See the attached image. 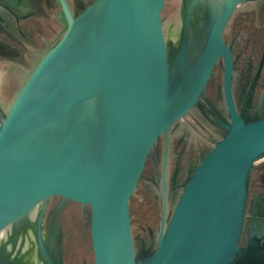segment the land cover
<instances>
[{"label": "water", "instance_id": "obj_1", "mask_svg": "<svg viewBox=\"0 0 264 264\" xmlns=\"http://www.w3.org/2000/svg\"><path fill=\"white\" fill-rule=\"evenodd\" d=\"M248 1L255 0H182L175 45L163 32L165 0H93L78 13L59 0L65 33L0 116V227L23 206L35 214L42 264H64L57 219L76 200L93 206L97 264H264V191H251L264 160V110H249L256 79L237 111L224 39L232 15ZM221 57L228 118L211 103L201 107ZM195 109L222 136L178 186L168 221L165 160L157 246L137 252L134 181L153 143ZM178 175L179 168L174 184ZM97 178L113 187L115 200L106 198ZM21 249L1 244L0 264H22Z\"/></svg>", "mask_w": 264, "mask_h": 264}, {"label": "flooded vegetation", "instance_id": "obj_2", "mask_svg": "<svg viewBox=\"0 0 264 264\" xmlns=\"http://www.w3.org/2000/svg\"><path fill=\"white\" fill-rule=\"evenodd\" d=\"M92 1L68 0L73 11L89 6ZM65 27L67 28V21L59 0H0V107L2 110L0 116L6 110L5 101H9L14 96L17 86L27 70L34 66L41 53L49 48L53 41L59 39L61 32L66 30ZM224 39L230 49L233 68L232 95L237 111L239 113L242 111L246 103V96L257 79L249 110L251 114H262L264 110V0L248 1L239 5L229 20ZM224 66L225 60L224 57H221L215 69L214 75L217 76V78L215 77L217 84L216 92L213 93L212 98L214 101H219L224 110L223 113L228 118L229 110L223 90ZM258 73H260L259 78H257ZM242 74L245 77L241 76ZM212 81H214V76L207 91L210 90ZM240 84L243 85L242 89H246L245 93L238 92ZM193 124L194 122L192 126ZM171 132L172 129L169 131L168 137L161 135L157 143H153L151 153L147 154L141 172L143 176L148 175L149 185H154L157 182L160 184L158 205L161 209V223L163 219L162 186L165 160L167 213L169 211V185L172 170ZM176 165H178L177 162L175 167ZM143 176L138 179L139 185L143 181ZM146 189L149 193L147 186ZM251 191L252 193L264 191V165L257 169L255 180L252 179ZM132 197L131 195V226L133 223ZM147 197L150 199V196ZM75 203L82 205L79 201H75ZM89 207L91 217L93 206L89 204ZM92 239L95 240L94 232L91 234ZM95 254L93 251L96 260Z\"/></svg>", "mask_w": 264, "mask_h": 264}, {"label": "rangeland", "instance_id": "obj_3", "mask_svg": "<svg viewBox=\"0 0 264 264\" xmlns=\"http://www.w3.org/2000/svg\"><path fill=\"white\" fill-rule=\"evenodd\" d=\"M180 5L181 0H165L161 15L163 16L162 19L164 25L167 28L170 27L173 16L180 8ZM74 12L78 13L79 10H75ZM65 31L66 30L64 29L61 32L59 39ZM58 40L53 41L51 43L52 45L41 53V56L35 62L34 66L27 70L25 76L17 86L14 96L9 101H5L6 110L3 114L8 113L10 106L24 83L41 60L42 56L45 55ZM241 76L245 77L244 74ZM215 77L217 78V76L214 75V81H212L210 90L206 92L201 107L209 108V103H211L214 105L216 110L226 118L223 113L224 110L222 105L219 101H214L212 98L213 93L216 92L217 83ZM242 88L243 85L240 84L238 92L243 91V93H245L246 89ZM207 115L211 116L209 113H207ZM191 122H194L193 126ZM171 133L172 149L170 158L172 170L170 174L168 199L169 211L166 217L167 221L170 219L181 193V189L178 188V186L185 182L192 167L200 162L201 157L209 151L213 147L214 143L222 136V132L209 124L199 109L193 110L187 118L183 119L177 126L172 128ZM176 162L178 165L175 167ZM263 165L264 160L257 163V169ZM177 168H179V175L176 183L174 184V170ZM257 169L253 173V180H255ZM87 174L88 173H86V171H78L77 176L85 178L87 177ZM142 176L143 175H141L140 178H142ZM147 177V174L143 176V181L140 185L134 181V188L132 191V235L134 247L137 252L140 251L144 244H146L149 249H154L157 246L161 224V209L158 205L160 198V184L157 182L154 185H149ZM72 186H74V184H72ZM146 186L149 189L150 194L147 193ZM147 196H150V199ZM75 201H68L63 213L57 219V226L62 232V252L64 264H97V261L93 256V251H95V240H91L93 230L88 219L91 212L90 207L89 205L83 206L76 204ZM60 202L61 197L57 196L50 203L47 212L48 225L52 224L54 216L53 210Z\"/></svg>", "mask_w": 264, "mask_h": 264}, {"label": "bare ground", "instance_id": "obj_4", "mask_svg": "<svg viewBox=\"0 0 264 264\" xmlns=\"http://www.w3.org/2000/svg\"><path fill=\"white\" fill-rule=\"evenodd\" d=\"M168 28L165 25L163 26L166 39L177 45L182 29L180 8L173 16V20ZM96 182L104 190L107 199H116L115 190L110 184L98 178ZM41 201L43 202V199ZM34 225L35 214L31 212L27 213L22 206L10 213L0 227V245L7 243L10 247L14 248V251L19 250V248L21 249V246L30 245L25 251L21 249L23 251V254H21L22 264H42L34 238Z\"/></svg>", "mask_w": 264, "mask_h": 264}]
</instances>
